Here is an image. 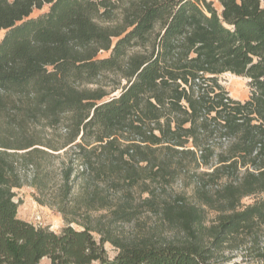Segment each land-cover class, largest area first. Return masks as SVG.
I'll list each match as a JSON object with an SVG mask.
<instances>
[{"label": "trees", "instance_id": "16d2710c", "mask_svg": "<svg viewBox=\"0 0 264 264\" xmlns=\"http://www.w3.org/2000/svg\"><path fill=\"white\" fill-rule=\"evenodd\" d=\"M124 2L121 24L98 23ZM0 31V264H212L242 235L264 236V200L239 210L264 194V0H0ZM227 73L250 80L247 101L219 83ZM105 74L119 78L111 92L100 86ZM65 116L61 148L28 132ZM40 147L74 148L58 203L66 217L76 173L89 211L130 223L139 211L126 197L139 189L184 240L126 242L104 227L57 234L20 220L21 172L33 170L32 187L47 188L51 154ZM180 176L194 180L198 204L163 198ZM106 189L123 202L110 205ZM207 209L220 214L211 227ZM105 243L119 251L113 260Z\"/></svg>", "mask_w": 264, "mask_h": 264}, {"label": "rangeland", "instance_id": "374dc122", "mask_svg": "<svg viewBox=\"0 0 264 264\" xmlns=\"http://www.w3.org/2000/svg\"><path fill=\"white\" fill-rule=\"evenodd\" d=\"M216 2V0H211ZM128 6L127 2L121 3L119 8L115 10L111 19H100L98 23L104 27H114L123 22L124 11ZM49 11V6H45L41 11H35L32 18H37ZM6 31H0V42L3 40ZM140 48H134L130 53H137ZM110 53L102 52L99 58H108ZM119 78L114 74H105L101 79L100 86L106 91L111 92L117 86ZM219 83L236 100L245 102L251 96L250 80L244 77H237L231 73L224 74L219 77ZM125 82H123V85ZM99 85L89 86L90 89H96ZM119 92L113 96L118 95ZM68 117V118H67ZM70 116H65L63 122L55 127H47L43 125H31L28 129L29 134H36L44 145L52 144L61 148L65 143V137L69 131L66 129L71 125ZM48 151L51 157H46L43 161L45 173H47V188L45 191L39 192L32 187L33 170L26 173L21 172L22 187L14 189L16 197L14 201L18 203V218L37 228H48L51 231L60 234L67 226L73 227L77 231L84 230V227L99 229L104 227L110 228L114 236L121 237L123 241L130 242L134 240H152L156 243L180 242L185 238V234L174 227L166 224L159 214L149 211V208L143 204V200L148 197L142 194L139 189L133 191V195L129 198L135 207H138L139 215L130 223H114L112 222L111 213L108 209L89 211L86 201L88 199L89 190H87L86 182L82 178H75L76 173L71 178L72 192L68 198L66 209L69 213L67 217L60 212V195L63 193L64 178L63 173L70 165L74 148H66L58 152ZM26 151H21L24 153ZM76 171H81L75 164ZM194 180L189 177L180 176L176 182L168 187L163 198L172 202L177 197L183 198L188 204H198L199 200L195 194ZM159 191V190H158ZM102 196L105 197L110 205H117L123 202L125 195L123 193L114 192L113 190H104ZM264 200V194H257L244 198L241 201L239 210H243L248 206ZM96 207H98L96 205ZM219 213L213 210H206L207 227H211L218 223ZM73 221V223H72ZM97 243H100L102 236L98 232L92 233ZM256 241V242H255ZM104 250L106 256L113 260L119 251L110 243H105ZM212 264H264V236H260L258 240H254L251 236L242 235L239 243L233 248L226 247L215 255L211 261ZM41 264H51L49 259H45Z\"/></svg>", "mask_w": 264, "mask_h": 264}, {"label": "bare ground", "instance_id": "6f19581e", "mask_svg": "<svg viewBox=\"0 0 264 264\" xmlns=\"http://www.w3.org/2000/svg\"><path fill=\"white\" fill-rule=\"evenodd\" d=\"M228 74V73H227Z\"/></svg>", "mask_w": 264, "mask_h": 264}]
</instances>
